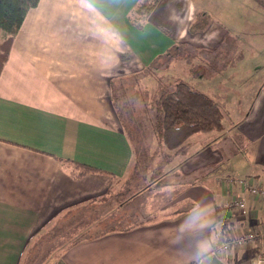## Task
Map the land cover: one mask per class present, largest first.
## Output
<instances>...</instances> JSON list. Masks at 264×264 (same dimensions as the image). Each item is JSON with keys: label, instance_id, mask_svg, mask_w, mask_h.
Masks as SVG:
<instances>
[{"label": "crops", "instance_id": "0c3cea01", "mask_svg": "<svg viewBox=\"0 0 264 264\" xmlns=\"http://www.w3.org/2000/svg\"><path fill=\"white\" fill-rule=\"evenodd\" d=\"M140 1L40 0L15 34L0 73V264H28L32 249V264H264V240L216 251L264 227V197L240 182L264 187V83L248 112H228L221 131L195 133L169 158L154 139L141 171L112 83L124 91L141 74L151 101V78L166 69L158 57L183 43L207 58L229 30L213 22L191 34L201 0H159L140 28L129 18ZM61 158L102 171L76 176ZM156 192L168 194L152 210ZM237 198L246 213L227 207ZM113 201L116 226L80 238Z\"/></svg>", "mask_w": 264, "mask_h": 264}, {"label": "trees", "instance_id": "16d2710c", "mask_svg": "<svg viewBox=\"0 0 264 264\" xmlns=\"http://www.w3.org/2000/svg\"><path fill=\"white\" fill-rule=\"evenodd\" d=\"M39 1L0 0V40L3 39L0 41V73L8 58L15 34L21 27L29 9L38 5ZM158 1L141 0L129 16L131 22L137 27L142 28L148 21ZM257 1L264 7V0ZM199 25H201L199 22L194 23L190 30L199 29ZM203 27L205 25H202ZM2 34H4V38H2ZM185 47L184 45L176 44L168 52L157 58L159 62L156 61L159 64L162 59L168 58L166 63L161 65L165 67L170 63V57L176 52L184 58L187 56ZM140 75L135 74L131 78L140 79ZM124 84L123 82L122 85ZM130 90L133 92L136 90V87L126 85L124 96L126 94L129 95L126 100L122 101L119 93L117 91L114 92V82L112 83V99L114 103L115 101L117 102L116 106L120 110L123 123L129 131V137L135 148L136 163L137 166H141V171H143V168L147 169L148 164L156 155L150 152L154 139L159 138L164 150L162 152H165L163 155L165 158L166 156L169 158L170 154L168 152L185 146L190 137L195 133L201 131H221L224 128V118L227 116V113L223 104L217 98L194 87L187 81H175L170 87H160L157 93L151 94V101L148 99V92L142 89L141 94L143 97L142 99L140 98L139 104L137 103L138 97H135V100L131 98ZM148 111L151 115H149ZM145 123L146 126H149L148 132H142L141 128ZM61 159L73 167L76 176H82L94 171H102L100 168L88 163L69 158ZM138 192L139 190L132 192L119 205H126L127 200L136 196ZM109 204L110 207L103 210L98 216L86 219L87 229L80 234V238H89L100 234L101 231L113 229L116 226L114 224V201ZM128 215V217H131V215L137 216L138 211ZM91 225L93 227H90ZM30 252L34 258L36 250L32 249ZM32 259L28 264H32Z\"/></svg>", "mask_w": 264, "mask_h": 264}, {"label": "rangeland", "instance_id": "374dc122", "mask_svg": "<svg viewBox=\"0 0 264 264\" xmlns=\"http://www.w3.org/2000/svg\"><path fill=\"white\" fill-rule=\"evenodd\" d=\"M200 6L204 10L198 13L189 27L191 28L194 23L199 22L201 24L198 26L200 30L191 29L190 32L194 34L197 31H204L213 22L226 27L229 30V39L222 51H211V55L204 58L203 55L207 56L208 54L201 52L204 50L195 51L192 46L186 45L187 56L166 65V69L161 70L151 78L149 88L157 89L156 77L159 78L161 88L170 87L177 80L187 81L214 97L219 96L224 99V104L221 103L226 113L230 112L231 117L234 118L240 109L248 112L246 109L259 95L261 84L264 83V7L257 0H201ZM202 25L205 27L202 28ZM2 38H4V34H2ZM167 59H162L160 64L164 65ZM200 60L203 62L199 63ZM218 64L220 67L217 66ZM222 67L225 69L223 70ZM168 71L172 72L168 73ZM200 72L206 73L202 76L203 74ZM172 73L178 74L176 79ZM136 79L134 77L125 79L124 83L136 87V90L133 92L130 90L129 93L133 100L138 97L137 103L139 104L140 98L143 97L142 89L145 90V86H141L146 85V83L139 78ZM225 86H229L231 89L226 91ZM115 89L120 97L125 95L123 89L118 88V86H115ZM155 91L151 94H154ZM228 121L229 119L225 117L224 122L227 124ZM145 126L146 123L141 128L142 132H148L149 126L147 125L146 128ZM167 194V192L155 194L152 197L151 209L157 210ZM161 213L164 214L163 210H160Z\"/></svg>", "mask_w": 264, "mask_h": 264}, {"label": "built area", "instance_id": "2783aa9c", "mask_svg": "<svg viewBox=\"0 0 264 264\" xmlns=\"http://www.w3.org/2000/svg\"><path fill=\"white\" fill-rule=\"evenodd\" d=\"M240 182L244 184L250 192H252L255 196L264 197V187L259 186L255 182H253L250 178L241 179ZM227 207L231 208H238L243 213L247 212V203L242 198L233 199L232 201L227 203ZM264 240V227L256 230V229H248L243 234L238 236H230L224 240H222L216 247V251L219 254H224L226 250L230 248L231 245H238L243 244L247 241H254V240ZM262 254L264 259V243H262Z\"/></svg>", "mask_w": 264, "mask_h": 264}]
</instances>
